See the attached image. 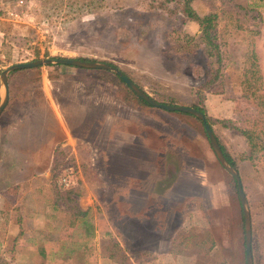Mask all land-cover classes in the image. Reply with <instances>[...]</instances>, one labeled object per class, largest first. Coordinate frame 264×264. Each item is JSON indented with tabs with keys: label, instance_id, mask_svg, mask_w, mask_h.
I'll return each mask as SVG.
<instances>
[{
	"label": "rangeland",
	"instance_id": "374dc122",
	"mask_svg": "<svg viewBox=\"0 0 264 264\" xmlns=\"http://www.w3.org/2000/svg\"><path fill=\"white\" fill-rule=\"evenodd\" d=\"M24 1L20 10L26 18L0 21V73L46 58L110 63L158 103L203 107L229 154L237 158L246 151L244 139L223 122L237 124L245 110L240 83L251 63L264 93V0H193L200 16H217L222 55L216 83L199 93L205 60L201 54H177L171 35L180 30L197 36L194 22L151 10L140 0ZM61 68L62 75L74 77L84 97H93V125L85 127L84 121L70 136L60 139L57 134L55 171L52 162L23 163L19 155L12 156L20 167L13 170L2 162L3 148L10 145V120L25 108L22 98L32 92L35 100L41 97L40 77L54 78ZM28 71L11 78L17 96L0 116V257L6 264H245L238 193H231V177L218 164L201 123L139 103L108 71L61 65ZM112 113L113 129L107 125ZM144 118L146 128L139 125ZM135 134L140 146L132 144ZM31 143L28 151L37 148ZM37 145L48 152L43 143ZM190 159L201 162L195 164L205 171L204 198L189 195L175 201L169 191ZM260 160L256 169L247 165L241 170L259 231L253 239V264H264V158ZM69 167L66 188L60 180ZM139 170L153 171L143 178L137 177Z\"/></svg>",
	"mask_w": 264,
	"mask_h": 264
},
{
	"label": "crops",
	"instance_id": "0c3cea01",
	"mask_svg": "<svg viewBox=\"0 0 264 264\" xmlns=\"http://www.w3.org/2000/svg\"><path fill=\"white\" fill-rule=\"evenodd\" d=\"M65 69V68H64ZM71 69V68H66ZM63 72H69V70H63ZM59 75L54 78H49L46 75H42L40 77L41 85L38 89L41 97L35 100L33 95L34 92L31 93L30 97H25L21 99V103L25 104V108H20L18 111L20 114L11 118L9 130H7V139L9 142V148L4 149L2 151V162L6 164H11L13 166V170L20 169V167H16L15 161L12 156H20L22 157L23 163H53L52 159L54 160L53 150L55 146L59 143V140L62 137L70 136L71 131H75L82 127L83 122H86L85 127H88L92 121L91 118L93 116V107L92 102L89 99L83 96L81 89L78 84H75L73 81L74 77L68 75H62V68L58 70ZM26 75L24 77H27ZM9 82V101L6 108L3 110V115L6 111H8L11 103L13 102V97H16L12 94L11 89V79H8ZM65 83H70V85H65ZM82 88V86H81ZM20 95V94H19ZM87 101V102H86ZM33 102L38 103L37 106H32ZM114 101L111 100V104L113 105ZM0 115V116H1ZM115 114H110V121H107V125L111 126L113 129L112 119L115 117ZM112 118V119H111ZM115 119V118H114ZM17 124H20L18 128H16ZM112 124V125H111ZM139 125H142L144 128L147 126V119L144 118L142 121L140 120ZM156 125V124H154ZM141 127V126H140ZM17 133V134H14ZM60 136L59 140H56L58 135ZM47 137V138H46ZM129 143L132 140V136L129 133ZM48 139V142H47ZM242 139V137H240ZM135 140V141H134ZM32 141V146L36 143L37 148L32 149L30 151L27 150L29 143ZM134 146L141 145V137L140 135H134L133 137ZM244 141V140H242ZM43 143L47 147H49L48 152L45 154L44 150H41L38 147L37 143ZM47 142V143H46ZM245 142V141H244ZM137 143V144H136ZM245 148L247 147L246 143H244ZM45 147V148H47ZM246 150V149H245ZM6 156V159L4 158ZM195 163H201L196 160H186L185 169L182 173L178 176L177 182L173 185L170 193V198L178 201L183 200L189 195H197L202 196L204 198V191H205V171H203V166H197ZM253 167L248 161H243L240 164L239 176L243 180L242 169L243 166ZM27 167V166H26ZM256 169V168H255ZM12 171V170H11ZM153 171V170H149ZM149 171L146 170H139V174L137 177L142 176L149 177ZM256 171V170H254ZM200 173V174H199ZM190 179H187V178ZM7 182V180L2 181ZM9 183V182H8ZM11 183V182H10ZM19 184L18 182L15 185ZM6 185V184H5ZM208 187V186H207ZM207 189V188H206ZM211 191L212 188L208 187L207 191ZM208 191V192H209ZM245 194V191H244ZM250 220H251V231H252V240L255 236L259 235V231L257 228L254 227L252 221V209L249 204L248 196H246ZM6 199V198H5ZM209 205V204H208ZM205 205L204 206H208ZM210 206V205H209ZM206 208V207H205ZM207 209V208H206ZM254 243V240L251 241ZM252 249V248H251ZM173 256V254H172ZM179 252L175 251L174 257L178 258ZM254 256V245H253V253L252 257Z\"/></svg>",
	"mask_w": 264,
	"mask_h": 264
},
{
	"label": "trees",
	"instance_id": "16d2710c",
	"mask_svg": "<svg viewBox=\"0 0 264 264\" xmlns=\"http://www.w3.org/2000/svg\"><path fill=\"white\" fill-rule=\"evenodd\" d=\"M142 2H148L149 8L151 10H160L164 13H168L171 16H181L184 21L194 22L198 25L199 32L197 36L188 35L187 33H183L180 30H172L171 35L174 41V51L177 54H188V55H198L201 54L205 60L204 66L201 68L204 70L206 78L199 86L197 93L201 92V90L206 89L209 85H213L216 83L221 67H222V55L220 52V43L217 40L216 36V27H217V16L214 14H207L204 16H200L196 10L192 6L193 0H140ZM102 6L98 4L96 9ZM36 57L39 56V52H35ZM47 57L48 55L45 53L44 55ZM78 60L88 61L87 59L77 58ZM255 61V59H254ZM111 66L116 67L113 64L108 63ZM256 65L250 64L244 68V78L240 83L243 92V103L246 106L245 110L238 115L236 118L237 124H231L226 120L224 123V127L227 129L233 130L236 134L242 137L247 145L246 151L240 154L237 158L232 157L229 152L225 149L219 138L217 137L215 131L212 129L211 123L208 121L218 144L221 148V151L228 161V163L239 172L240 164L243 161H248L252 166L258 165L262 158H264V93L261 90L260 76L257 74L255 68ZM117 68V67H116ZM28 70L24 71H14L10 74L9 79L13 78L18 73H28ZM124 74V73H123ZM25 75V74H24ZM28 75V74H26ZM125 75V74H124ZM116 76V75H115ZM117 79L121 81V79L116 76ZM132 82H134L131 79ZM135 83V82H134ZM124 84V83H123ZM137 85V83H135ZM125 85V84H124ZM142 91L143 89L137 85ZM126 89L129 91L131 96L135 98L139 103L150 107L143 100L138 98L127 86ZM168 106H173L170 103H164ZM192 108L202 112L205 114V110L203 107L193 105ZM181 115L194 118L199 123L200 120L197 118L185 114L177 112ZM204 132V131H203ZM204 135L206 136L205 132ZM207 138V137H206ZM219 164V163H218ZM57 166L56 158H54L52 163V172L55 171ZM231 185L229 187L231 193L237 194V185L234 179L230 178ZM81 217H85V213L81 214ZM243 222V217H242ZM244 230V226H243ZM209 239L212 243V236H209ZM244 241V234H243ZM253 241V240H252ZM183 243V241H181ZM244 244V243H243ZM179 245V244H178ZM176 246V248L178 247ZM212 245V244H211ZM207 247V252L211 251L212 246ZM253 245L252 242V253H253ZM0 264H6L5 261L0 257Z\"/></svg>",
	"mask_w": 264,
	"mask_h": 264
},
{
	"label": "water",
	"instance_id": "95a60500",
	"mask_svg": "<svg viewBox=\"0 0 264 264\" xmlns=\"http://www.w3.org/2000/svg\"><path fill=\"white\" fill-rule=\"evenodd\" d=\"M50 65H61L69 66L75 68L91 69V70H101L108 71L116 76H118L121 81L141 100L151 107L169 111V112H180L194 116L200 120L204 132L206 134L209 145L222 169L235 180L237 185V193L239 204L242 211L243 223H244V252H245V264H253L251 241H252V231H251V220L248 209L247 200L244 194L241 178L239 173L228 163L224 157L221 148L218 144V141L208 124L206 115L194 108L185 107V106H168L156 102L150 98L144 91H142L134 82H132L127 76H125L118 68L111 66L107 63L102 62H89L82 61L75 58H58V59H39L27 63H19L9 66L0 73V115L3 110L6 108L9 101V75L14 71L19 70H33L43 66ZM1 89L3 90L1 92Z\"/></svg>",
	"mask_w": 264,
	"mask_h": 264
},
{
	"label": "built area",
	"instance_id": "2783aa9c",
	"mask_svg": "<svg viewBox=\"0 0 264 264\" xmlns=\"http://www.w3.org/2000/svg\"><path fill=\"white\" fill-rule=\"evenodd\" d=\"M26 2L24 0H17L14 2H4L0 0V21H12L18 22L23 18L27 17V13L21 11L20 9L25 6ZM72 170L71 167L67 168L68 173L65 174L60 180L61 185L68 188L70 187L71 180L69 179Z\"/></svg>",
	"mask_w": 264,
	"mask_h": 264
}]
</instances>
